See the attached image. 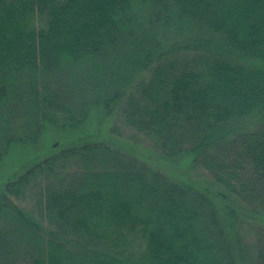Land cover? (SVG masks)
<instances>
[{
  "label": "trees",
  "instance_id": "obj_1",
  "mask_svg": "<svg viewBox=\"0 0 264 264\" xmlns=\"http://www.w3.org/2000/svg\"><path fill=\"white\" fill-rule=\"evenodd\" d=\"M94 108L0 185V264H264V0H0V162Z\"/></svg>",
  "mask_w": 264,
  "mask_h": 264
},
{
  "label": "rangeland",
  "instance_id": "obj_2",
  "mask_svg": "<svg viewBox=\"0 0 264 264\" xmlns=\"http://www.w3.org/2000/svg\"><path fill=\"white\" fill-rule=\"evenodd\" d=\"M102 111L100 109L94 108L90 112V115L88 118L77 128L75 129H67V130H55L54 128H48L45 131V134L40 136L39 140L36 141V143L30 142L27 144H13L9 148V152L5 155L3 160L0 162V185L4 180H6L8 177H10L15 172L23 171L26 168V164L29 163L32 157L35 154H38L42 152L44 149V152H54L61 149L63 146H67L70 143H73L75 141L81 140L85 137H96V138H103L105 135H108L109 128L111 124H117L119 125L118 118L113 115V117L108 118H102L104 117L101 113ZM102 118V119H101ZM121 127V125L119 126ZM120 129V128H119ZM128 130L124 129L122 132V138L117 139L119 140L117 143H114L115 146L127 151V153H130L134 156H136L138 159L143 160L146 159L149 161V164H153L154 167H157V156L153 155L152 157H148L147 154L149 153L147 143L143 140L142 136L139 135L136 136V139L133 142L125 141L128 140L126 137L128 136ZM125 139V140H123ZM50 147H53L54 149H51ZM150 156V155H149ZM43 157V154L42 156ZM148 157V158H146ZM178 159V158H177ZM175 160V159H174ZM173 160L169 163V167L173 168L174 166L177 167V171H182L186 174H192L195 177H198V179H204L205 183L211 184V181L203 171L196 168V170L190 168L191 164L188 162L187 159L179 158L178 160H175L174 163H172ZM167 163L168 162H163ZM172 167H171V166ZM164 166V165H163ZM160 168L166 171V168ZM17 203L24 207L26 210L29 211L31 208V203L27 198H23L22 200H18ZM238 214L240 218L243 217V214L238 211ZM253 215V214H251ZM258 215V216H257ZM260 219L264 220V215L261 214H255L253 223H257L260 221ZM246 221L243 222V232L246 237H250L249 234V224ZM235 229V225H234ZM229 231H233V228L231 227ZM251 241V240H248ZM241 264V263H240ZM245 264H249L246 262Z\"/></svg>",
  "mask_w": 264,
  "mask_h": 264
}]
</instances>
